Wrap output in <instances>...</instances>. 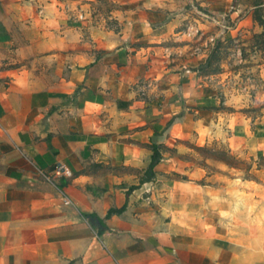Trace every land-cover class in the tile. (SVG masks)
I'll list each match as a JSON object with an SVG mask.
<instances>
[{"label": "crops", "instance_id": "crops-1", "mask_svg": "<svg viewBox=\"0 0 264 264\" xmlns=\"http://www.w3.org/2000/svg\"><path fill=\"white\" fill-rule=\"evenodd\" d=\"M164 1L121 0L127 32L81 41L51 0H0V264H264V236H228L222 207L176 177L172 142L212 130L213 94L204 58L160 56L179 23ZM228 128L234 153L264 152L261 130Z\"/></svg>", "mask_w": 264, "mask_h": 264}, {"label": "rangeland", "instance_id": "rangeland-1", "mask_svg": "<svg viewBox=\"0 0 264 264\" xmlns=\"http://www.w3.org/2000/svg\"><path fill=\"white\" fill-rule=\"evenodd\" d=\"M51 1L67 31L81 41H89L91 34L103 40L128 30L129 6L121 0ZM164 2V21L179 23L160 56L169 66L204 58L200 67L213 94L212 130L172 142L176 177L192 174L205 197L222 207L228 236H264V152L243 144L242 152L234 153L225 139L228 126L257 128L264 135V0H243L242 12H252L244 23L229 16L231 9L215 16L194 0Z\"/></svg>", "mask_w": 264, "mask_h": 264}, {"label": "built area", "instance_id": "built-area-1", "mask_svg": "<svg viewBox=\"0 0 264 264\" xmlns=\"http://www.w3.org/2000/svg\"><path fill=\"white\" fill-rule=\"evenodd\" d=\"M52 173L54 176H64V177H70L69 171H67L60 163H57L53 166ZM67 202L64 201V204Z\"/></svg>", "mask_w": 264, "mask_h": 264}, {"label": "trees", "instance_id": "trees-1", "mask_svg": "<svg viewBox=\"0 0 264 264\" xmlns=\"http://www.w3.org/2000/svg\"><path fill=\"white\" fill-rule=\"evenodd\" d=\"M155 159V157H153ZM153 160V159H152Z\"/></svg>", "mask_w": 264, "mask_h": 264}]
</instances>
